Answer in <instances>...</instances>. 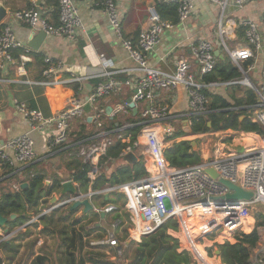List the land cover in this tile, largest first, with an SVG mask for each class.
I'll use <instances>...</instances> for the list:
<instances>
[{"label":"built area","instance_id":"1","mask_svg":"<svg viewBox=\"0 0 264 264\" xmlns=\"http://www.w3.org/2000/svg\"><path fill=\"white\" fill-rule=\"evenodd\" d=\"M57 1L58 24H52L49 21L36 4V0H33L30 7L13 12L12 17L34 30L44 31L49 36L75 40L81 32L85 31L77 0ZM209 1L219 5L221 9L219 35L233 64L242 72V79L225 82L216 80L206 82L203 79L205 74L214 70L218 61L213 43L206 39L198 40L191 48L198 63L197 72L193 70L192 64L184 55L178 57L176 68L172 72H165L149 63V55L161 44L164 34L177 26L176 23L161 17L157 4L177 3L179 23H181L191 14L192 0H157V4L149 9L150 25L140 32L136 42L124 37L123 16L116 0H100L97 5L106 14L115 36L122 41L138 74L122 80L113 74L103 73V80L95 85L93 92L87 97H79L75 94L53 96L50 100L52 115L49 116L44 115L40 110L30 108L23 101L15 100L17 111L28 121L30 129L47 134L46 147L49 153L64 145L73 144L71 125L74 120L83 118L84 122L96 125L91 136L76 142L79 144L77 156L85 163L93 165L88 173L90 180L96 178L100 165L115 161L113 156L107 154L117 142L122 145L119 154L122 157L135 152L136 149H142L140 138L133 139L132 133L136 126H141L142 135L145 137V155L150 156V160H147V162L150 161L148 173L138 180L115 186L106 185L105 188L96 192L107 195L116 191L128 199L126 203L129 220L127 222L130 225L128 233L134 240L141 241L144 236L155 232L169 219H176L180 224L182 219L194 217L197 213H200L205 220L207 219L206 227L207 225L213 227L214 230L210 229V231L224 230L235 235L244 230V223L250 216L252 206L264 204V135L259 137L258 143L244 144L242 151L226 145L221 149L216 146L215 155H211L208 147L201 148V161L185 167L171 166L164 155L165 142L162 137L173 136L176 128L172 125L174 115L170 106L158 101L160 92H170L181 85L185 86L189 97L186 116L191 118L205 116L208 113L210 98L205 94V89L222 88L243 83V81L247 82L245 85L250 88H252L251 85L257 86L251 78L247 79L249 72L254 68L253 62L247 66L245 64L254 59L256 50L261 48L262 37L258 23L249 19L245 20L243 24L246 27L247 42L232 49L227 46L228 29L223 24L225 12L230 5L241 7L252 0ZM8 17L9 14L0 30V73L6 72L17 60L22 72L25 73L26 64L31 59L33 49L18 38ZM44 63L43 75L48 79L52 78V82H45L46 84L59 86L65 83L57 76L64 68L61 60L46 56ZM130 86L137 90L132 96L140 114L139 121L136 123L129 118L132 108L127 102L107 112L106 100ZM257 88L258 102L253 106L251 119L264 129V95L262 93L264 85ZM142 102H146L147 105L140 111ZM87 104L91 106L90 113L85 110ZM121 116L128 120L117 121L116 119ZM108 119L116 120L115 125L107 127ZM35 146V139L29 131L4 140L0 143V167L11 166L15 171L21 172L22 166L35 161L37 157ZM209 168H213L219 177L230 179L244 189L253 191V198L249 201L223 199L231 191L219 179L209 174ZM13 189L16 192L22 190L20 184H14ZM76 198L78 197L72 196L63 200L62 203L67 201V204H71ZM116 208L108 204L104 211L109 212ZM32 219L26 223L29 222L28 225H30L35 221ZM120 224L121 221L118 219L113 226ZM23 225L5 235L13 236L28 226ZM118 243L115 232L108 231L104 240L101 239L92 245L107 244L114 247ZM254 263L264 264V252L255 259Z\"/></svg>","mask_w":264,"mask_h":264},{"label":"crops","instance_id":"2","mask_svg":"<svg viewBox=\"0 0 264 264\" xmlns=\"http://www.w3.org/2000/svg\"><path fill=\"white\" fill-rule=\"evenodd\" d=\"M0 1L4 2L9 11L8 20L18 38L27 45L29 42H32L33 44L40 46L38 50H34L28 45L33 49V53L31 54L30 61L26 64L25 73H23L19 67L18 60L11 65L6 72L2 74L0 73V111L7 114V118L3 121V132L0 139L8 140L29 131L35 139V148L37 152V157L31 164L34 167V172L41 171L48 174L49 178L44 181L45 187L52 186V175L60 174L64 177L62 183L67 180H72L81 194L93 192L91 187L88 191H84L76 181L69 178V173L72 168L71 162L76 159L81 161L77 156L76 151H68L72 145H64L52 153H49L46 147L47 134L30 129L28 121H26L23 115L17 111L15 100L23 101L28 104L29 107L32 105V101H36L38 104L37 110H40L44 115L49 116L52 115V104L50 100L53 96H69L75 94L79 97H87L93 92L97 79H103V73L113 74V76L122 80L135 77L138 74V71L134 70L135 64L130 59L122 41L115 36L106 14L94 0H77V6L85 25V31L81 32L80 36L75 40L49 35L44 39H41L39 35L40 30H34L23 22L13 19V12L30 7L33 0ZM116 2L123 16L124 37L136 42L140 32L149 27V9L157 4V0H116ZM192 3L193 8L190 16L185 21L178 23L174 30L167 31L163 36L161 44L149 55V63L154 67L165 72H172L176 68L178 57L184 55L192 64L193 70L197 72L198 63L191 52V48L200 39L210 40L213 43L217 57L223 59L225 55L228 54L227 50L222 45V40L219 35V22L221 19V9L219 5L211 3L209 0H192ZM36 4L41 8L52 24H58L59 12L57 0H36ZM248 19L258 23L262 37L261 48L256 50L255 58L253 59L254 68L249 73H252V76H255V78L261 79L262 85H264V0H252L241 7L234 4L230 5L223 18V24L228 29L227 46L232 49L239 44L247 42L246 27L243 22ZM18 53L19 52L16 54L18 55ZM46 56L61 60L64 63L63 70L57 75L58 78L65 81L62 85L53 86L45 83L52 82V78L48 79L43 75V70L45 68L44 58ZM249 77L252 79L250 74ZM237 84H240L241 86L239 87V85H237L235 88L230 85V87L217 88L216 92L230 101L233 100V97L242 98L245 96V84ZM74 88H78V92H76ZM135 90L136 88L133 86L125 87L119 94L106 100L107 107L110 105L113 108L121 103L127 102V99L129 97L132 98L136 93ZM158 101L160 103H167L170 106L171 112L174 115L172 125L176 128V131L179 129L180 124L185 127L186 131L189 130L190 118L186 116L189 97L185 86L181 85L170 92H160ZM146 105V102H142L139 110L141 111ZM132 115L139 118L140 114L139 111L134 114L132 110V113L129 116L130 119L132 118ZM90 125H92V123L84 122L83 118L74 120L71 125V139L73 140V138H75V136L83 129H85L86 132L93 131L94 129L89 130L88 126ZM261 135L262 134L256 132H245L232 129L198 134L187 132L182 136L169 137L170 139L165 142V146L168 147L174 142L188 140L190 137L194 136H200L203 139L200 148H215L216 146H219L221 149L222 146L226 145L229 148L240 150L241 148L243 149L244 144L252 142L258 143ZM212 137L214 138V141H212ZM204 138L206 139L204 140ZM238 141L242 142L236 145ZM124 157L128 158V156ZM149 162L145 161L147 166H149ZM31 164L22 166L20 170L21 172L15 171L11 166L0 167V195L3 192L14 190V184L27 182H21V180L26 176L24 169ZM40 164L41 168H39ZM106 165L107 164H102L100 167H97L102 171L105 170L106 173L110 175L114 170L113 166L115 165L105 168ZM10 167L13 168V171L7 175L4 174ZM100 169L98 170L100 171ZM16 173L18 174L17 177H13ZM62 183L60 189L53 192L50 196L51 198L49 201L54 197H56V201L55 204L51 203L52 206H50V208L48 207V210H44L47 211L46 213L64 207L62 201L74 196L70 194H61ZM62 197H64V199H61ZM91 201L95 206V211L84 214V207H80L75 215H79L78 217L82 218V220L85 219L86 215H92L91 213L94 212L100 213L101 215V212L105 209H102L103 206H101L100 199L91 198ZM71 205L72 203L67 204L66 208ZM45 208L46 207H44V209ZM112 211L113 210L109 212L105 211L106 215L104 218L101 217V219H108L111 215L110 213H113ZM35 218L36 219L33 223L37 221L39 222L38 216ZM201 219H203V216H199L198 221L203 228H206V230L204 232H198H203L202 235H205V232L208 230L210 231V229L203 226ZM204 222L205 221H203V223ZM33 223H31L30 226ZM100 225L101 223L97 224V226ZM14 226L15 225L13 224V228H16V226ZM253 226L255 227L256 223H254ZM180 227V233L176 230L170 229V234L177 238L181 236L184 237L183 240H180L181 242L183 241V248L191 251L196 264H202V262L203 264H223L220 256H216V254L214 257H212L213 255L209 256L207 250L208 247H206L205 244L202 255L198 256L194 248L187 243L189 239L188 237L194 235V228L189 220L186 219L185 223L181 222ZM24 229L26 230L27 227ZM184 231L186 232V235ZM259 231L260 241L251 253V260L253 262H255V259L264 252L263 230L261 227L259 228ZM215 233H217V231H213L212 234L215 235ZM220 233L221 241H219V238L215 235L216 237L211 241L212 244L216 242L223 243L225 241L233 242L236 236V234H229L224 230ZM180 234L181 236H179ZM202 235L201 237L204 238V235ZM195 242L197 243L200 241H197V238H195ZM212 258L215 260H209ZM108 259L113 261V259H116V256L108 257Z\"/></svg>","mask_w":264,"mask_h":264},{"label":"trees","instance_id":"3","mask_svg":"<svg viewBox=\"0 0 264 264\" xmlns=\"http://www.w3.org/2000/svg\"><path fill=\"white\" fill-rule=\"evenodd\" d=\"M94 1L99 2L100 0ZM177 8V3L173 2L169 4H157V10L161 17L164 20H168L176 24L179 23ZM2 27L3 23L0 24V30ZM252 62L253 59L249 60L246 62L245 66ZM242 77V72L237 66L233 64L230 56L226 54L223 59L218 57V61L214 70L211 73L205 74L203 79L206 82L215 80L225 82L230 80H240ZM102 80L103 79H97L96 84ZM237 85H239V87L241 86L240 84H234L232 86L236 88ZM74 89L76 92H78V88ZM216 91V89L204 90L205 94L210 98L208 113L201 117H191L190 128L187 131L185 130V127L180 124L179 129L173 135L174 137L182 136L187 132L198 134L228 129L241 130L245 132H256L264 135L263 127L251 119L253 106L258 102V94L254 89L247 86L245 88V96L242 98L233 97V102ZM262 93L264 95V90ZM37 107V102L32 101L30 108L37 109ZM131 120L132 122L136 123L139 121V118L132 115ZM209 122H211V126L208 125ZM115 123L116 120L108 119L106 125L110 128L114 126ZM140 129L141 126H136L132 130L134 133L133 139H136V134ZM93 133L94 130L86 132L85 129H83L75 136L72 147H70L68 151L77 152L79 144L76 142L91 136ZM197 143L199 144L198 140ZM121 149V143L117 142L108 151L107 155L113 156L115 161H117V159L119 161V164L114 168L110 175H108L105 170L102 171L100 169L96 178L94 180H90L88 173L93 168V165L91 163H85L82 160L80 161L76 159L71 162L72 168L71 172L69 173V178L76 181L84 191H88V189L91 187L93 192H97L105 188L106 184L115 186L133 180H138L145 176L148 173V166L143 161V158L140 156L138 160L131 161L127 157H122L119 155ZM164 155L169 164L174 167H185L198 164L201 161L200 151L194 149L192 140H181L174 142L172 145L165 148ZM33 168L34 167L31 164L24 169L26 176L21 180V182L27 181L29 183L27 188L21 190L20 192L10 190L9 192H3L0 195V212L7 216H10L13 213L18 214L17 218L12 221L15 226H21L25 224L27 221L31 220L33 215L42 214L44 211V204L49 201L53 192L60 189L61 183L64 180V177L60 174L52 175V186L45 187L44 181L49 178L48 174H45L41 171L34 172ZM12 171L13 168L10 167L4 174L7 175ZM17 175L18 174L16 173L13 177H17ZM92 198L102 200L101 206H106L109 203L117 205L119 200L122 198H124V203H122V205H124L126 202L125 196L116 191L110 192L108 198H106V194L100 193L94 194ZM61 199H64V197ZM61 208L54 209L50 213L41 215L39 217V222L43 223V233L51 234L57 232L59 235H61L63 245L65 246L61 258L63 264H117L116 262L109 260L103 251L93 252L91 250L87 252L88 257L81 255L79 252L84 246V235L86 234L89 236L93 232H98L99 234L96 237L98 239H103L105 228H101L100 226L96 225L92 229L86 230V233L83 234L82 232H79L78 228L75 227L81 222L82 218L74 220L72 219L73 216L79 211V208L71 209V206H68V213L57 217V213ZM120 209L121 207L117 206V208L112 212L116 213L117 220L119 219L121 221L120 225L123 226L124 220L122 221L123 215L120 212ZM88 215L85 217H88ZM92 215L96 217V219L92 221L97 222L101 218L100 213L94 212ZM201 220L203 226L206 227L207 219ZM189 221L194 228V234L196 237L202 235V233L206 230V228H203L199 223L198 216L197 218L190 219ZM203 221L205 222L203 223ZM39 222L37 221L35 224L37 225ZM261 226H264V215L258 214L256 226L251 232H240L236 234L233 242L225 241L223 243H214L212 246L207 248L209 256L213 255L215 250L214 247H216L220 249V257L223 264H255L251 260V253L260 241L259 228ZM81 227L83 229L85 228V226ZM127 228L128 225L125 226L124 230L122 231L124 235H122L121 238L118 236V239L124 242L122 244L119 242V244L113 248V251L117 255L122 253L124 248L128 250L133 245H136L133 251V259L131 264L196 263L191 251L184 249L183 243L180 241V239L169 233L170 229L176 231L180 229V224L176 219H169L155 232L144 236L141 242L132 241L129 245H126V241L129 237ZM198 231L203 232L199 233ZM87 243H89V240H87ZM188 244L194 248L198 256L202 255V252L204 251V244H198L196 242ZM5 246L8 247V244L5 243ZM18 247L19 246L15 248L16 251H18ZM209 260L215 259L212 258ZM30 264L53 263L49 261L47 255L37 254Z\"/></svg>","mask_w":264,"mask_h":264},{"label":"rangeland","instance_id":"4","mask_svg":"<svg viewBox=\"0 0 264 264\" xmlns=\"http://www.w3.org/2000/svg\"><path fill=\"white\" fill-rule=\"evenodd\" d=\"M249 74L251 75V77H252L253 81L256 83V85L258 87H261L262 86V82H261L262 80L255 78V76H252V73H249ZM245 86H244V88L247 87V86L246 87ZM232 102H233V100H232ZM116 120L117 121L118 120L127 121L128 118H123L121 116V117H118ZM88 127H89V130L95 129L96 125L92 124ZM142 130L143 129H141L137 132L136 138H140L142 145H143V147H142L143 152H142V149H136L135 152H133V153L136 155L135 160H138L141 156L143 158V161L147 162V160H150L149 159L150 156L145 155V152H146V147H144L145 137L142 135ZM133 137H134V133H133ZM172 137H174V136H171V138ZM209 137H211V136H209ZM168 138L169 137L164 135L163 136L164 142L169 141ZM206 138H204V140ZM74 139L75 138H73V140ZM212 139H213L212 141H214L213 137H212ZM188 140H192V142L193 141L197 142V140H198L199 144H198L197 150H199V151L201 150L200 145L203 142L202 137L194 136V137H190ZM241 142L238 141L236 145L240 144ZM236 145H235V147H236ZM165 148H166V146H165ZM208 148L210 149L211 155H215V153H214L215 149L213 147H208ZM128 159L131 161H135L134 159L129 158V157H128ZM118 164H119V161H113V162L107 163L105 168L109 167V166L111 167L112 165L117 166ZM115 166H113V167L115 168ZM39 168H41V164H40ZM44 168L47 169L46 167H44ZM108 195H109V193H108ZM125 199H126V202L124 205H122V203H124V198L120 199L119 203L117 205L110 204L114 207H117V206L121 207L120 212L123 215L122 221L124 220L123 226L120 225V226L114 227L113 225L117 221L116 213H110L111 215L109 214L110 216L108 217V219L102 220L100 218V220L97 222L92 221V220H95L96 217H94L93 215H90L88 217H85V219H83L75 227L78 228L79 232H82L83 234H85L86 230H90L94 226H96L98 223H101L100 227L105 228L104 237L102 240H104L106 234H108V231H114L116 236H117L118 242H120L122 244L124 241L119 240L118 236L121 238L122 235H124L122 231L124 230L125 226L128 225L127 230L130 227L129 223L127 222L129 220H128L127 211H126V203H127L128 199L126 197H125ZM100 203H102V200H100ZM50 206H52L51 200L44 204V207H46L44 210H48L50 208ZM63 206L64 207H62L59 210V212L57 213V217H59L60 215H64V214L68 213L67 212L68 209L66 208L67 204L63 205ZM106 206H103L102 209H106ZM91 214H94V213H91ZM258 214L264 215V204H254L252 206L251 211H250V216H248L247 220L245 221L244 230L241 232L249 233L255 228L253 225L257 221ZM37 216H39V215H33L32 218H35ZM78 216L79 215H74L72 219L73 220L78 219L79 218ZM199 216H202V215H199ZM72 219H71V221H72ZM186 219H188V218L182 219L181 222L185 223ZM203 220H204V218H203ZM81 226H85V228L83 229ZM182 226H183V224H182ZM208 226H210L209 229H213V227L211 225H207V227ZM16 228H19V226H16ZM16 228H14V229H16ZM183 228H184V226H183ZM261 228L263 230L262 236H263V240H264V226H261ZM43 229L44 228H43L42 222L37 223V225L35 223H33L31 226L30 225L27 226V231L23 228V229L19 230V233L16 232L15 234H13V236H10L9 237L10 241L8 243V247L5 246V242L0 244V259H1L0 264H30L32 262V260L34 259L35 255H37V254L47 255L49 258V261L53 264H63V262L61 261L62 260L61 258H62V254L64 252L65 246L63 245L61 235H59L57 232L51 233V234H46V233H43ZM180 229L178 230L179 233L181 231ZM220 232H221V230H219V231H217V233H215L217 238H219V241H221V237H220L221 233ZM184 233L186 235L185 231H184ZM212 233L213 232H211L209 230L206 231L205 235L203 234L204 238H202L201 235L197 236V237L195 236V234L190 235L188 237L189 238L188 241L187 240L186 241H187V243L195 242V238H197V241L198 240L200 241L197 243H199V244L202 243V244H205L206 247H209V246L213 245L211 243V241H213V239L216 237ZM98 234H99L98 232H93L89 236L86 234L84 235V246H83V249H81L79 252L81 255L88 257L87 252H89L91 250L93 252H102L103 251V252H105L107 258L116 256V259L115 260L113 259V261L116 262L117 264H131L132 259H133L132 258L133 251H134V248L136 245H133L128 250H126L124 248V250H122V253L116 255L113 251V248H115L116 246L110 247L107 244H105V245H97L96 247H93L92 243L98 242L99 240L101 241V239H98L96 237ZM179 236H181V234ZM179 238H180V240L184 239V237H182V236ZM87 240H89V243H87ZM132 241L140 242L138 240L132 239L130 234H129V237L126 241V245H129ZM17 246H19L18 251H16V249H15ZM214 249H216V247H214ZM107 252H109V253H107ZM214 255H215V253L213 252L212 257H214ZM202 264H203V262H202Z\"/></svg>","mask_w":264,"mask_h":264},{"label":"water","instance_id":"5","mask_svg":"<svg viewBox=\"0 0 264 264\" xmlns=\"http://www.w3.org/2000/svg\"><path fill=\"white\" fill-rule=\"evenodd\" d=\"M9 14V11L8 9L6 8L5 4L3 1H0V24L4 22V20L6 19V17L8 16ZM39 35H40V38L41 39H44L47 34L40 30L39 32ZM40 38H39V41H40ZM37 41V40H36ZM29 46H31L34 50H38L40 46H37V44H33L32 42H29L28 44ZM39 45V44H38ZM246 79V78H245ZM247 79L250 80V77L247 76ZM244 84H247V82H244ZM252 88L255 90V91H258V88L257 86L255 85H251ZM137 92V90H135ZM127 102L129 104V106L132 108L133 110V113L136 114L137 111H138V108L136 107V104L135 102L133 101V99L131 97H129L127 99ZM85 110L90 113L91 112V106L90 104H87L85 106ZM112 110V106H108L107 107V112L109 113L110 111ZM7 118V114L3 111H0V136L2 135V132H3V121ZM209 126H211V122L208 123ZM4 142V139H0V143H3ZM192 145L194 147L195 150H197V147H198V143L196 141H193L192 142ZM243 149L241 148L240 151H242ZM129 158H132V159H136V155L134 153H130L128 155ZM208 172L209 174L215 178V179H219V181L223 184H225L226 186L229 187L230 191L228 194H226L223 199L225 200H233V201H238V200H251L253 198V191H249V190H246L244 189L243 187H241L240 184L238 183H234L232 182L230 179H226V178H223V177H219V174L213 169V168H209L208 169ZM29 185L28 182H22L20 184L21 188L22 189H25L27 188ZM61 194L62 195H74L78 198L74 199V202L72 203L71 205V209H77V208H80V207H84L83 209V213L84 214H87L89 212H92V211H95V206L94 204L92 203L91 201V198L94 194H96V192H89L87 194H81L79 191H78V188L74 185L73 181L72 180H67L65 182L62 183V191H61ZM106 198H108V195H106ZM55 201H56V197H54L52 200H51V203L52 204H55ZM67 201H65L64 203H62V205H66ZM47 211H44L41 215H44L46 214ZM39 215L38 218L41 216ZM106 215V212L105 211H102L101 212V217L104 218ZM18 214L16 213H13L10 215V219L12 220H15L17 218ZM36 218H33L32 221H34ZM9 221V218L5 215H3L1 212H0V227H5L7 225ZM29 224L26 223L24 224L23 226H27ZM5 232L6 233H12V231L9 230L8 227H6L5 229ZM215 254L216 256H220V249L216 248L215 249ZM192 264H196V263H192Z\"/></svg>","mask_w":264,"mask_h":264},{"label":"flooded vegetation","instance_id":"6","mask_svg":"<svg viewBox=\"0 0 264 264\" xmlns=\"http://www.w3.org/2000/svg\"><path fill=\"white\" fill-rule=\"evenodd\" d=\"M9 192V191H8ZM4 215V214H3ZM5 216H7V215H5ZM8 218H9V221H8V223H7V225L5 226V227H0V244H2V243H9V237L8 236H6L5 234H6V232H5V229H6V227H8L9 228V230L10 231H12L14 228H13V223H12V220L10 219V216H7ZM22 226V225H21ZM29 226V225H28ZM20 227V226H19ZM26 228V227H25ZM26 231H27V229H26ZM19 233V232H18Z\"/></svg>","mask_w":264,"mask_h":264},{"label":"bare ground","instance_id":"7","mask_svg":"<svg viewBox=\"0 0 264 264\" xmlns=\"http://www.w3.org/2000/svg\"><path fill=\"white\" fill-rule=\"evenodd\" d=\"M247 81H249V80H247ZM198 215H200V213H197V215L196 216H194V217H189L187 220H190V219H195V218H197V216Z\"/></svg>","mask_w":264,"mask_h":264}]
</instances>
